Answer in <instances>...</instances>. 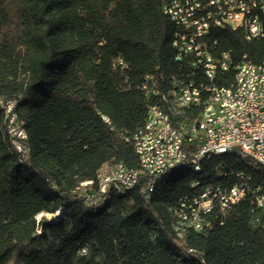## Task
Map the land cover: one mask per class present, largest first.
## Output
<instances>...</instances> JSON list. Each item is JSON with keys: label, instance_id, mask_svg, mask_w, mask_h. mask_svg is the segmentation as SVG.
Returning <instances> with one entry per match:
<instances>
[{"label": "trees", "instance_id": "16d2710c", "mask_svg": "<svg viewBox=\"0 0 264 264\" xmlns=\"http://www.w3.org/2000/svg\"><path fill=\"white\" fill-rule=\"evenodd\" d=\"M177 29L162 0H0V99L16 101L28 135L23 156L0 104V264H264V214L249 198L224 225L213 214L206 231L184 238L172 226L169 208L197 192L194 181L213 180L218 164L253 183L264 177L228 156L204 162L202 174L170 172L149 199L146 180L98 208L74 193L108 161L139 165L132 135L162 104L142 83L164 75L165 91L189 73L174 58ZM208 42L233 59L219 85L234 82L244 56L264 59V36L248 40L242 29L214 28ZM61 207L59 219H38Z\"/></svg>", "mask_w": 264, "mask_h": 264}, {"label": "built area", "instance_id": "2783aa9c", "mask_svg": "<svg viewBox=\"0 0 264 264\" xmlns=\"http://www.w3.org/2000/svg\"><path fill=\"white\" fill-rule=\"evenodd\" d=\"M162 6H170L174 21L177 24V35H174V58L189 68L184 78L173 81L175 102L193 98L194 101L207 97L219 85L215 78L219 72L228 71L233 64L229 51L216 48L209 43L210 33L217 27L242 29L248 40L264 36V0H162ZM123 61L120 60L119 64ZM245 72L249 80L244 82L240 93L232 94L231 100H225L226 114L213 119L197 122V129L177 132V125L170 122L164 113V106L157 105L155 121H146L137 130L138 145L135 152L138 157L147 158L154 165V173H140L139 170H127V164L113 160L100 171L97 179L88 180L78 188H85L83 198L87 205H95L105 194L115 190H130L146 180V198L153 177L159 172L176 165H201L206 154L224 151L228 148L240 150L254 161L263 171L264 168V67L249 60ZM159 77L155 85L141 88L147 94H161ZM224 94V93H223ZM7 107V117L17 150L25 156L22 124L14 113L15 101L0 99ZM159 121H167L161 138H154V129ZM139 138H147V145H139ZM170 141H177L178 151L170 152ZM223 163L216 170H224ZM232 182L210 183L201 186L198 181V194H187L179 197V212L188 231L204 232L212 225L209 216L216 214L221 225L231 216L235 206L249 198L255 209L264 214V195H258L257 183H253L245 172L231 170ZM231 177H228L231 178ZM223 180V181H222ZM192 197H201V209H194ZM261 222L260 216H255ZM88 248L81 247L79 254H87Z\"/></svg>", "mask_w": 264, "mask_h": 264}, {"label": "bare ground", "instance_id": "6f19581e", "mask_svg": "<svg viewBox=\"0 0 264 264\" xmlns=\"http://www.w3.org/2000/svg\"><path fill=\"white\" fill-rule=\"evenodd\" d=\"M162 10L166 15L170 17L172 21H174L173 11L170 8V6H162ZM174 35H177V31L175 32ZM173 41H174V37L172 40V47H173ZM249 60L250 59L244 56L242 61L234 65V67L236 68V77L231 85L228 86L215 85L213 92H209L207 97H203L195 101L193 98H186L185 100H179V103L175 102V98L173 97V87L171 86L169 89L165 91H161L162 104H158V106H164V113L167 115L170 122L181 123V125H177V132H184V130L197 129L198 121L213 119L217 115H225L226 114L225 100H231L232 94L240 93V90L244 89V82H247V80H249V72H245ZM257 64L258 67H264V59ZM156 77H157L156 75H147L143 82L144 86L155 85ZM159 78L162 79L163 81L165 79V76L160 75ZM0 104L3 106L2 103ZM15 107H16V101L14 105V113L15 115H17V113L15 112ZM198 107H201V110L196 119L190 122L179 120L182 116H184L185 112H187L188 110H194ZM5 112L7 117V107H5ZM156 115H157V105L154 104L151 105L149 108L147 121H155ZM163 128H167V121H159V124H156V129H154V138H161V134H163ZM8 131L14 139L9 124H8ZM22 137L23 140L27 139L28 137L26 130L23 128V125H22ZM132 139L134 142V147H137L138 145L137 131L132 135ZM139 145H147V138H139ZM14 146L17 149V143L15 141H14ZM177 151H178L177 141H170V152H177ZM220 156H228L230 158L242 162L248 168L261 172L259 166H257V164H255L254 161L250 160V158L244 156V154L240 152V150H237L235 148H228L225 149L224 151H214L213 154H206L203 163L199 166L191 165V164L176 165L173 168L159 172L156 176L153 177L152 184L149 188L148 199L151 197L156 182L163 176L169 174L172 171H182L183 173L186 174L192 173L194 175L202 174L204 171V162L210 161ZM138 159H139V165L136 167L127 165V170H139L140 173H154V165L151 162H149L147 158L138 157ZM113 160L108 161L107 163L102 165V167L98 171V174L100 173V171H102L103 168H105V166H107L108 163L112 162ZM238 170H240L241 172H245L250 179H253L252 174L247 172L245 169H238ZM228 177H231L230 170L227 169L216 170L213 180L201 181V186H210V183H219L220 179H228ZM87 181L81 182L80 185L75 188L74 193L77 192L78 187L85 184ZM258 183H259L257 184L258 195H264V177L261 178ZM192 186L197 189V192L195 194H198V181L197 180L194 181L192 183ZM127 191L128 190H115L110 194H105L104 196H102L100 199H98V202L95 205H88V206L98 208L102 206L111 197L112 194H124ZM78 195H85V188H78ZM192 204L194 209H201V197H192ZM62 211H63V207H61L60 210H58L56 213L50 214L52 218H49L48 214H41L38 216V219L40 220L42 217H48L49 219L56 220L61 217ZM169 215L174 230L176 231L179 237L184 238L186 233H188L189 231L187 230L184 222L182 221V217L179 212V205L177 201L169 208ZM38 232H40V230H38Z\"/></svg>", "mask_w": 264, "mask_h": 264}, {"label": "rangeland", "instance_id": "374dc122", "mask_svg": "<svg viewBox=\"0 0 264 264\" xmlns=\"http://www.w3.org/2000/svg\"><path fill=\"white\" fill-rule=\"evenodd\" d=\"M231 159H233V158H231ZM233 160L235 161V159H233ZM43 214H47V213H43ZM48 217L52 218V216H50V214H48Z\"/></svg>", "mask_w": 264, "mask_h": 264}]
</instances>
